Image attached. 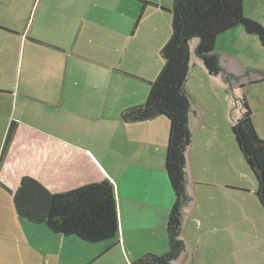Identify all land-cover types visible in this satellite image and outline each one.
<instances>
[{"label":"crops","instance_id":"crops-1","mask_svg":"<svg viewBox=\"0 0 264 264\" xmlns=\"http://www.w3.org/2000/svg\"><path fill=\"white\" fill-rule=\"evenodd\" d=\"M173 3L0 0V264H64L71 247L84 246L17 214L13 191L24 175L53 192L110 180L119 237L105 250L116 248L114 263L168 250L175 200L165 167L170 121L164 115L126 121L121 114L147 100L150 81L163 68L161 49L171 34L160 16ZM245 13L264 25L246 2ZM191 42L185 84L192 104L186 151L191 201L181 233L186 247L173 264H208L205 245L194 236L203 226L212 234L208 244L219 236L231 246L264 239V208L256 191H248L243 164L228 158V143L208 122L220 112L224 118L242 94L240 72L245 63L257 66L248 63L247 51L261 42L243 26L217 38L221 64L234 74L230 80L226 73L211 75L195 52L198 40ZM214 97L226 104L218 106ZM219 225L226 234L216 233ZM197 242L202 247L195 249Z\"/></svg>","mask_w":264,"mask_h":264},{"label":"trees","instance_id":"trees-1","mask_svg":"<svg viewBox=\"0 0 264 264\" xmlns=\"http://www.w3.org/2000/svg\"><path fill=\"white\" fill-rule=\"evenodd\" d=\"M168 9L173 16L172 33L161 49L163 68L150 81L147 100L127 107L121 115L126 121L148 120L158 115L170 121L165 167L175 200L168 216L169 245L166 252L145 253L131 264H173L186 247L181 233L184 209L191 201L186 151L193 136L189 124L192 104L185 88L190 70V42L198 38L195 52L211 75L226 73L228 79L234 74L224 68L216 51L221 34L242 25L264 44V25L245 13V0H174ZM241 106L242 113L233 123L232 131L257 179L256 194L264 208V137L255 127L246 99H242ZM13 202L20 217L45 224L55 234L75 237L82 244L118 243L119 210L110 180L53 192L37 178L24 175L13 191Z\"/></svg>","mask_w":264,"mask_h":264},{"label":"rangeland","instance_id":"rangeland-1","mask_svg":"<svg viewBox=\"0 0 264 264\" xmlns=\"http://www.w3.org/2000/svg\"><path fill=\"white\" fill-rule=\"evenodd\" d=\"M247 4V9L253 11L257 17H262L264 20V0H245ZM172 3V2H171ZM172 7V4H171ZM169 7V8H171ZM150 7L148 8V10ZM167 8L162 12L160 16L162 22L166 24L168 28L167 34H171V11ZM242 26V25H239ZM255 35V34H254ZM221 36V35H220ZM219 36V37H220ZM198 38H195V40ZM261 42V41H260ZM221 43V42H220ZM258 46L250 47L247 51V55L249 59L248 63L252 62L254 65L251 66L245 63V67L240 72L242 81H244L241 86L242 91L241 95L238 96L235 100L234 106L232 105L230 111L226 113L224 118L221 115V112L216 115L213 121L208 122L212 125V127L219 132L222 139L228 143V158L234 163H241L244 167L245 180L248 185V191L257 190V179L248 165L247 161L244 159L243 154L241 153L237 141L235 139L234 133L232 131V125L236 116L240 114V107L242 104V99H246L251 110H252V118L255 124V127L259 134L264 137V44L259 43ZM191 45H194V39L191 42ZM222 45V43H221ZM220 55V54H219ZM236 68L240 65L238 62H232ZM198 69V68H196ZM198 72L201 71L198 69ZM229 72V71H228ZM230 80V79H229ZM217 86H211L209 93L214 94L211 91H216ZM223 91L220 90V95L224 97ZM219 101L214 97V101L218 106H224L226 104V100ZM239 110V111H238ZM2 152V149H1ZM1 155V154H0ZM14 175H10L9 178H13ZM19 185V184H18ZM7 190V189H6ZM8 191V190H7ZM256 194V193H255ZM13 200V198H12ZM7 203V202H5ZM219 232V235H223L227 233V229L223 226L219 225L216 233ZM194 236L197 237L199 242L205 245V253L206 261L208 264H253L255 261H259L260 264H264V239L261 240L260 244L250 245L246 244L245 246L237 245L235 242L231 243L224 239L222 236H219L218 239H211L212 234L210 236L206 235L205 227L203 226L201 229H197L194 231ZM232 237V236H231ZM233 238V237H232ZM210 239V243L208 244V240ZM186 241V240H185ZM197 242L195 245V249L201 248L202 246ZM110 242H99V243H84L83 245H76L75 249L71 247L69 251V257L64 264H127L124 260L120 261V263H114L112 261V257L116 254V248L113 251L108 252L105 250ZM208 244V245H207ZM105 247V248H104ZM103 252L107 255L96 262L92 263L95 258H97ZM257 261V262H258ZM130 264V263H129Z\"/></svg>","mask_w":264,"mask_h":264}]
</instances>
